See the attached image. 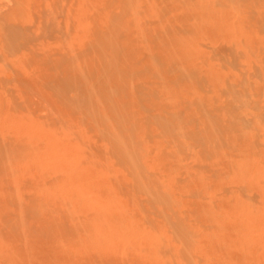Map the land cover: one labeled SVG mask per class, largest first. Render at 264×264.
<instances>
[{"label": "rangeland", "instance_id": "374dc122", "mask_svg": "<svg viewBox=\"0 0 264 264\" xmlns=\"http://www.w3.org/2000/svg\"><path fill=\"white\" fill-rule=\"evenodd\" d=\"M0 264H264V0H0Z\"/></svg>", "mask_w": 264, "mask_h": 264}, {"label": "bare ground", "instance_id": "6f19581e", "mask_svg": "<svg viewBox=\"0 0 264 264\" xmlns=\"http://www.w3.org/2000/svg\"><path fill=\"white\" fill-rule=\"evenodd\" d=\"M182 245H185V244H182Z\"/></svg>", "mask_w": 264, "mask_h": 264}]
</instances>
